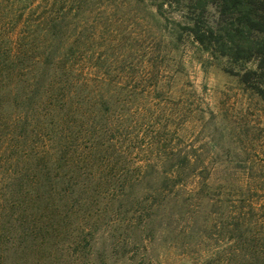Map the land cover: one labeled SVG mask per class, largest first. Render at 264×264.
Segmentation results:
<instances>
[{
    "label": "rangeland",
    "instance_id": "rangeland-1",
    "mask_svg": "<svg viewBox=\"0 0 264 264\" xmlns=\"http://www.w3.org/2000/svg\"><path fill=\"white\" fill-rule=\"evenodd\" d=\"M183 15L171 0H0L1 38L61 30L75 51L70 114L26 139L0 130L21 181L0 182V264H264V105Z\"/></svg>",
    "mask_w": 264,
    "mask_h": 264
},
{
    "label": "trees",
    "instance_id": "trees-1",
    "mask_svg": "<svg viewBox=\"0 0 264 264\" xmlns=\"http://www.w3.org/2000/svg\"><path fill=\"white\" fill-rule=\"evenodd\" d=\"M171 1L188 21L182 30L212 58L224 59L229 66L238 68L229 73L264 105V0ZM62 34L61 30L24 28L22 32L12 30L6 37H0V130L7 124L12 128L21 125L22 130L17 136L4 134L6 138L26 139L28 123L32 120L39 123V117L47 112L51 117L52 109L60 115L65 107L70 108L67 114L72 111L71 99L67 103L71 93L67 90V77L71 70L65 53L75 51L71 48L65 51ZM39 36L40 45L35 43ZM248 64L253 67L247 68ZM11 109L14 115L5 118L2 112ZM2 156V161L7 159ZM17 159H7L6 179L0 182L21 184L11 171ZM14 197L9 200L16 202Z\"/></svg>",
    "mask_w": 264,
    "mask_h": 264
}]
</instances>
